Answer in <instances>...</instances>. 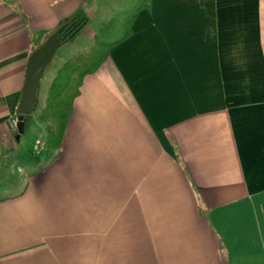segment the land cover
<instances>
[{
  "label": "crops",
  "instance_id": "obj_1",
  "mask_svg": "<svg viewBox=\"0 0 264 264\" xmlns=\"http://www.w3.org/2000/svg\"><path fill=\"white\" fill-rule=\"evenodd\" d=\"M100 3L0 0V264H264V0L125 4L59 147L46 97L16 139L33 47Z\"/></svg>",
  "mask_w": 264,
  "mask_h": 264
},
{
  "label": "trees",
  "instance_id": "obj_2",
  "mask_svg": "<svg viewBox=\"0 0 264 264\" xmlns=\"http://www.w3.org/2000/svg\"><path fill=\"white\" fill-rule=\"evenodd\" d=\"M88 20V14L83 8L79 7L63 17L49 33L61 28L58 34L63 43L76 36L87 24ZM130 22L131 19L126 25L127 30L122 34V38L130 32ZM115 42L101 41L90 52L72 56L58 68L49 85L45 104L39 114V118L47 122L48 139L52 145L59 147L62 141L67 121L72 111V103L79 93L83 77L87 73L94 71L103 62L109 54V48ZM38 93L39 87L33 111L38 103ZM32 112L24 116V130L32 117ZM18 115L19 112L16 111V116L18 117Z\"/></svg>",
  "mask_w": 264,
  "mask_h": 264
},
{
  "label": "rangeland",
  "instance_id": "obj_3",
  "mask_svg": "<svg viewBox=\"0 0 264 264\" xmlns=\"http://www.w3.org/2000/svg\"><path fill=\"white\" fill-rule=\"evenodd\" d=\"M100 6L99 9L94 13L91 7L88 9L87 14H91V20L89 21L88 28L95 30L98 35L96 38L89 40L83 34H76L75 40H68L61 43V45L56 49L51 61L45 68L43 76L40 80L39 85V105L36 107V112L39 111L41 104H43L45 97L48 92L49 85L53 79V76L56 74L60 65L67 60L68 58L78 55L85 54L90 52L94 47L99 45L100 41L103 39L111 38L112 27L118 19V15L121 13L122 8L125 4L129 2H137L138 0H99ZM89 16V15H88ZM90 18V17H89ZM109 33V34H108ZM103 38V39H101ZM30 137V141H34L36 137H42L39 129H31L26 131Z\"/></svg>",
  "mask_w": 264,
  "mask_h": 264
},
{
  "label": "water",
  "instance_id": "obj_4",
  "mask_svg": "<svg viewBox=\"0 0 264 264\" xmlns=\"http://www.w3.org/2000/svg\"><path fill=\"white\" fill-rule=\"evenodd\" d=\"M60 31L61 28H58L56 31L49 33L46 38L30 52L27 58L22 91L17 105V111L19 112L15 134L17 140H19L20 134L24 132V116L31 113L35 106L37 89L40 85V80L45 68L51 61L56 49L62 43L58 34Z\"/></svg>",
  "mask_w": 264,
  "mask_h": 264
},
{
  "label": "built area",
  "instance_id": "obj_5",
  "mask_svg": "<svg viewBox=\"0 0 264 264\" xmlns=\"http://www.w3.org/2000/svg\"><path fill=\"white\" fill-rule=\"evenodd\" d=\"M18 122V117L15 115L12 119H11V123L13 126H16Z\"/></svg>",
  "mask_w": 264,
  "mask_h": 264
}]
</instances>
